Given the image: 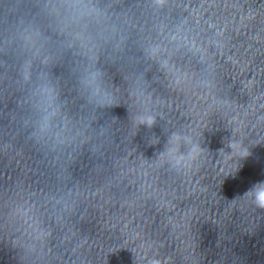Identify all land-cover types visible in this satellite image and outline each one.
<instances>
[{"label":"water","instance_id":"1","mask_svg":"<svg viewBox=\"0 0 264 264\" xmlns=\"http://www.w3.org/2000/svg\"><path fill=\"white\" fill-rule=\"evenodd\" d=\"M97 4L106 107L40 0H0V264H264V210L242 198L264 180V0ZM20 20L46 37L28 82ZM41 72L72 121L54 150L31 136Z\"/></svg>","mask_w":264,"mask_h":264},{"label":"clouds","instance_id":"2","mask_svg":"<svg viewBox=\"0 0 264 264\" xmlns=\"http://www.w3.org/2000/svg\"><path fill=\"white\" fill-rule=\"evenodd\" d=\"M40 11L55 31L65 37L64 47L74 49L83 58L78 69L77 82L83 98L96 107L110 106L112 97L104 85L103 72L95 67L98 41L105 39L107 17L97 0H40ZM95 29V31H93ZM46 39L40 27L31 20H20L8 43L14 44L24 58L21 76L25 82L32 80L31 66L34 52ZM28 103L33 114L31 136L38 142L50 145L54 150L66 143L70 136L72 121L64 111V103L50 75L41 72L28 90ZM139 124L151 127L152 115L137 117ZM178 139L173 134V140ZM256 208L264 210V180L254 182L243 194Z\"/></svg>","mask_w":264,"mask_h":264}]
</instances>
